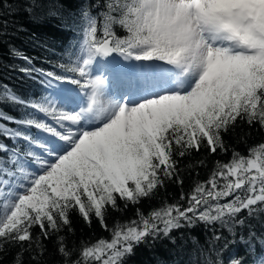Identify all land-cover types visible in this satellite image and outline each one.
I'll return each instance as SVG.
<instances>
[{"label": "snow or ice", "instance_id": "1", "mask_svg": "<svg viewBox=\"0 0 264 264\" xmlns=\"http://www.w3.org/2000/svg\"><path fill=\"white\" fill-rule=\"evenodd\" d=\"M16 2L34 20L77 22L63 0ZM100 6L98 15L91 5L76 13L82 39L60 73L32 67L30 57L11 50L27 64L19 70L41 78L48 93L26 100L7 86L0 92V104L25 109L20 119L0 111V121L18 125L0 122V137L26 145L0 142L6 154L0 155V252L18 245L15 264L33 247L43 256L33 227L45 239L65 226L71 231L76 210L107 230L105 215L119 201L136 204L166 180L183 182L178 157L202 148L227 152L223 137L238 123L264 129V0H104ZM7 25L0 16V32ZM117 26L126 35L118 36ZM117 55L134 63L122 64ZM101 60L113 76L129 74L119 94L108 89L106 76L94 74ZM187 201L117 224L110 239L81 245L75 259L61 236L58 253L63 264H124L139 244L198 221L219 223L237 242V227L264 213V142L217 161ZM255 240V233L238 237L249 250ZM228 243L206 264H248L231 254L225 259ZM257 255L253 264H264V253Z\"/></svg>", "mask_w": 264, "mask_h": 264}, {"label": "trees", "instance_id": "2", "mask_svg": "<svg viewBox=\"0 0 264 264\" xmlns=\"http://www.w3.org/2000/svg\"><path fill=\"white\" fill-rule=\"evenodd\" d=\"M63 2L66 8L69 4L72 6L69 11L73 13L77 21L70 27L58 19L34 20L22 11L16 0H3L0 16L8 21V25L7 29L0 32V92L3 91L4 86H7L9 90L26 100L38 99L46 95L45 87L40 83L41 78L33 79L21 72L19 69L27 64L23 59L15 57L11 50L15 48L30 57L32 67L60 73L62 69L59 65L68 63L72 49L78 46V41L82 39L76 13L81 7L87 8L89 5L93 15L104 11V8L100 6L104 0H63ZM117 35L123 36L126 33L117 26ZM0 111L16 119L23 118L25 114L24 108L12 103L0 104ZM0 122L5 123L7 127H18L12 122ZM32 131L35 132V130ZM223 139L228 147L227 152L218 150L213 154L207 148H202L200 151L193 150L183 158L178 157L179 178L183 181L182 183H178L175 179L166 180L164 186L151 197L143 198L136 204L129 203L127 206L124 201H119L118 210L109 208L105 215L107 230L95 216H92L91 223H88L76 210L69 215L71 231L65 226L58 233L50 231L49 237L45 239L41 235L40 228L33 227V237L40 238L44 253L40 256L38 249L35 247L27 249L25 245L27 250L21 255L23 264H38V261H43V264H63V258L58 253L61 236L64 237L67 247L74 252L73 259H75L81 245L91 244L99 239H110L112 229L117 224L139 220L141 214L147 217L153 210L165 204H179L187 207L188 195L196 184L208 180L216 162L229 161L233 151L247 155L250 147L264 142V129H260L259 125L249 127L247 123H238L233 131L224 135ZM0 142L8 144L9 147H26L23 142L8 140L4 137H0ZM182 195L185 199H181ZM244 216L247 217L246 212ZM236 233L237 242L232 243L233 236L227 228H222L219 223L205 225L198 221L193 226L185 225L181 229L173 230L170 237L150 238L139 244L134 248L133 253L125 258L124 264H206L207 259L215 257V252L219 251V246L225 241L229 242L225 259L228 254H231L232 258L246 259L248 264L258 261L260 257L257 253H264V213L248 218L247 226H238ZM250 233H255L256 237L251 250L244 243L238 242L240 235L247 237ZM215 234L222 235L224 239L215 241ZM200 246L204 248L203 253L197 251ZM18 253H21L18 245L6 244L4 251L0 252V264H15ZM33 256H36V260L32 259Z\"/></svg>", "mask_w": 264, "mask_h": 264}, {"label": "rangeland", "instance_id": "3", "mask_svg": "<svg viewBox=\"0 0 264 264\" xmlns=\"http://www.w3.org/2000/svg\"><path fill=\"white\" fill-rule=\"evenodd\" d=\"M115 57H117V61H122L124 64H130V63H133V62H130V61H124L123 60V58L122 57H119L118 55L117 56H115ZM103 63V65H101ZM108 65L105 63V61L104 60H101L97 65H95L94 66V74L95 75H103V76H106L107 77V83H110V86L112 87V81H110V75H106V74H104V71H105V68L107 67ZM112 89H113V87H112ZM114 90V89H113ZM111 92L112 93H114V94H116V91L114 90V91H112L111 90ZM48 94V93H47ZM46 94V95H47ZM41 118H43V117H41ZM29 171H36V166H32L30 169H29Z\"/></svg>", "mask_w": 264, "mask_h": 264}, {"label": "bare ground", "instance_id": "4", "mask_svg": "<svg viewBox=\"0 0 264 264\" xmlns=\"http://www.w3.org/2000/svg\"><path fill=\"white\" fill-rule=\"evenodd\" d=\"M116 60H118L117 59V57H114ZM119 62H121L122 64H124L122 61H119ZM134 63V62H133ZM101 65H103V63L101 64ZM105 70H107L105 73L106 74H108V75H110V81H115L116 80V78L112 75V73L111 72H109V69H108V66L105 68ZM121 79H122V81H121V83L120 84H115V83H112V87H113V89L116 91V94H119L125 87H126V84H127V81H128V79H129V74H122V75H120L119 76ZM107 87H108V89L111 91H114L113 89H112V87L110 86V83H107Z\"/></svg>", "mask_w": 264, "mask_h": 264}]
</instances>
